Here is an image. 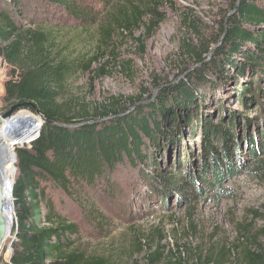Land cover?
I'll list each match as a JSON object with an SVG mask.
<instances>
[{
    "label": "trees",
    "instance_id": "1",
    "mask_svg": "<svg viewBox=\"0 0 264 264\" xmlns=\"http://www.w3.org/2000/svg\"><path fill=\"white\" fill-rule=\"evenodd\" d=\"M236 2L231 1V9ZM171 3V0L0 1V55L8 67L3 103L31 101L47 120L29 147L15 149L18 233L11 264H96L76 251L77 227L57 207V196H64L78 206L98 197L100 188L108 192V197H116L118 191L112 194L108 190L118 169L136 172L140 183L148 184L157 176L160 158L167 151L176 157L177 164L188 169L190 160L187 157L180 161L179 155L183 150L188 153L184 145L194 142L195 135L202 139L197 162L200 172L189 179H180V185L173 184L186 192L190 184L198 187L195 180L199 178L236 174L239 170L235 158L243 149L252 157L263 152L264 0H240L235 13L223 17L210 42L190 55L187 53L177 71L200 59L226 27L224 41L211 62L176 87L163 91L147 106L99 122L103 117L121 113L147 89L124 100L108 99L98 106L84 104L76 95L74 82L79 75H109L105 66L110 63L128 72L130 64L119 60L115 33L118 37L145 24L156 25L159 9ZM96 6H102L107 16L96 27L95 50L92 54L74 52L71 39L65 36L64 23L78 22L81 28L96 25L93 18ZM59 29L64 33L59 35L62 31ZM103 60L105 66L101 65ZM94 65L99 66L92 69ZM164 79L153 77L151 85ZM218 91L226 97H220ZM234 101L249 112L259 111L253 117L252 130L251 118L228 108ZM49 121L97 123L65 129ZM35 123L39 125V120ZM13 145L7 155L8 174L4 175L2 169L5 180L13 176ZM257 162L264 166L263 161ZM174 180V176L170 177V181ZM243 255L247 264H264V247L256 252L245 249ZM218 258L222 257L216 256L215 262Z\"/></svg>",
    "mask_w": 264,
    "mask_h": 264
},
{
    "label": "rangeland",
    "instance_id": "2",
    "mask_svg": "<svg viewBox=\"0 0 264 264\" xmlns=\"http://www.w3.org/2000/svg\"><path fill=\"white\" fill-rule=\"evenodd\" d=\"M171 1L159 9L156 25L145 24L118 37L115 33L119 60L130 64L129 71L122 72L111 63L105 66L103 60L101 65L109 75H79L74 89L81 102L98 106L108 99L134 97L143 88L153 90V77L164 79L177 72L186 54L207 45L217 34L223 17L233 9L232 0ZM106 16V10L96 6V25L81 28L78 22L64 23L65 36L71 39L74 52L93 53L96 27L104 23ZM62 33L63 30L59 35ZM7 72V65L0 58V109L6 105L3 98ZM220 93V97H226L224 92ZM228 108L251 118L252 130L258 110L249 112L235 101ZM201 140V136L195 135L194 142L184 145L188 153L180 152V161L187 157L190 160L188 169L177 164L176 157L167 151L160 158L157 176L148 184L140 183L136 172L118 169L108 190L112 194L118 191L116 197H108V192L100 188L98 197L78 206L57 196V207L77 227L76 251L96 264H247L245 249L256 252L264 247V166L257 162H264V150L252 157L243 149L235 158L239 170L236 174L228 172L199 179L196 176L198 187L190 184L187 192L180 190L173 184L180 185V179L200 172L197 162ZM8 145L10 149L11 144ZM172 176L174 181H170ZM216 256L222 258L215 262ZM7 261L4 253L0 264Z\"/></svg>",
    "mask_w": 264,
    "mask_h": 264
},
{
    "label": "water",
    "instance_id": "3",
    "mask_svg": "<svg viewBox=\"0 0 264 264\" xmlns=\"http://www.w3.org/2000/svg\"><path fill=\"white\" fill-rule=\"evenodd\" d=\"M240 0H237L235 7L227 14V17L233 15L237 9ZM226 36V27L224 31L219 35L215 43L203 54L200 59H197L189 63L183 71H177L174 74L168 76L161 82L156 83L153 86V90L148 89L139 99H136L132 103L128 104L121 113L116 115H109L103 117L99 122L113 120L116 117L126 116L132 112H135L138 108L145 107L148 104L155 101L159 95L170 88H174L181 82L186 80L192 74L203 69L207 64L211 62L214 57L215 51L220 47ZM3 61V58L0 55ZM36 119L39 120L35 123ZM46 118L36 108L35 104L31 101L13 102L6 104L0 109V260L4 253L9 252L7 264H11V257L13 255V243L16 240L18 233V217H17V205L14 197V186L18 176V169L16 167L17 157L15 148H21L24 145L30 143L38 137L40 129ZM49 123L55 127H61L65 129H71L80 127L86 124H94L96 121H82L72 124H64L54 121ZM33 131V127H36ZM8 141V142H7ZM24 143L17 146L12 151V158L14 162V172L12 178L5 180L2 167L7 162V155L9 152L8 144Z\"/></svg>",
    "mask_w": 264,
    "mask_h": 264
},
{
    "label": "bare ground",
    "instance_id": "4",
    "mask_svg": "<svg viewBox=\"0 0 264 264\" xmlns=\"http://www.w3.org/2000/svg\"><path fill=\"white\" fill-rule=\"evenodd\" d=\"M15 147H17V145L14 144V145L12 146V149L14 150ZM14 167H15V165H14V162H13V170H14ZM2 169H3L4 175H7L8 172H9V170H10V168L8 167L7 162H5V164H4V166L2 167ZM13 172H14V171H13ZM7 253H8V251L6 252V259H7Z\"/></svg>",
    "mask_w": 264,
    "mask_h": 264
}]
</instances>
